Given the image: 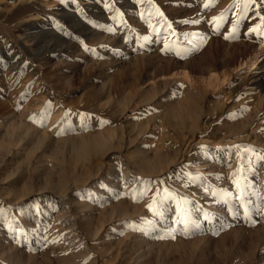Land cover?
Returning a JSON list of instances; mask_svg holds the SVG:
<instances>
[{
    "label": "rangeland",
    "instance_id": "obj_1",
    "mask_svg": "<svg viewBox=\"0 0 264 264\" xmlns=\"http://www.w3.org/2000/svg\"><path fill=\"white\" fill-rule=\"evenodd\" d=\"M258 32L264 0H0V264H264Z\"/></svg>",
    "mask_w": 264,
    "mask_h": 264
},
{
    "label": "bare ground",
    "instance_id": "obj_2",
    "mask_svg": "<svg viewBox=\"0 0 264 264\" xmlns=\"http://www.w3.org/2000/svg\"><path fill=\"white\" fill-rule=\"evenodd\" d=\"M258 60V59H257ZM255 61V60H254ZM252 64V63H251ZM253 67L256 65L255 64V62H253ZM179 108V107H178ZM177 110H179V109H177ZM177 110L175 109V107H173L171 110H169V112H170V114L174 117L175 115H176V113H177ZM183 121H184V119H182ZM14 124H16V123H14ZM114 130V129H113ZM120 130V129H119ZM28 132H27V134L29 135V134H31V132L33 131L31 128H29L28 130H27ZM106 134H104V133H101L99 136L97 135H90V136H88V137H84V136H82V138L80 139L79 137H77L78 139H80V140H78L77 142L75 141V143H76V145H74V151H75V155H78V156H80V152L84 149V151H86L87 149H92V150H97V151H103L106 147H107V145H108V141L106 140V135H107V137L108 138H111L113 135L112 134H114V133H116V132H112V131H104ZM35 133V132H34ZM33 133V134H34ZM86 136V135H85ZM74 137H72V139H73ZM71 139V140H72ZM70 140V141H71ZM74 140H75V138H74ZM77 140V139H76ZM73 141V140H72ZM134 144V141H129L128 143H121V144H119V145H115L114 146V148H116V149H118V150H123V149H125V148H131L132 147V145ZM73 147V146H72ZM142 147V146H141ZM150 150V149H149ZM141 152H142V149H141ZM143 152H144V150H143ZM147 152V151H146ZM148 155H149V151H148ZM156 155V154H155ZM162 155V154H161ZM163 156V155H162ZM147 157H149V156H147ZM158 157V156H157ZM145 158V157H144ZM159 158V157H158ZM160 159V158H159ZM146 160V159H145ZM148 160V159H147ZM150 160V159H149ZM152 160V159H151ZM160 161V160H159ZM151 162V161H150ZM161 162H162V160H161ZM61 181H63V180H61ZM60 185H62V182L60 183ZM59 185V186H60ZM89 212V211H88ZM218 212V211H217ZM123 217V216H122ZM125 217V216H124ZM91 218V217H90ZM86 219V218H85ZM88 220H91V219H88ZM87 223L88 222H90V221H86ZM85 222V223H86ZM86 223V224H87ZM92 224V223H91ZM102 225V224H101ZM89 226V225H88ZM104 226V225H103ZM98 227H99V225H98ZM86 228V227H85ZM84 228V229H85ZM94 228V227H93ZM103 227H99V228H96V230H94V232L95 231H99V232H101L100 230L102 229ZM86 230V229H85ZM92 230V231H93ZM104 230V229H103ZM90 232V231H89ZM88 232V230H87V233H89ZM98 232V233H99ZM91 233V232H90ZM109 233V232H108ZM92 234H94V233H92ZM107 234V233H106ZM110 234V233H109ZM96 235V234H95ZM105 236H107V235H105ZM111 236V235H110ZM108 237V236H107ZM107 239V238H106Z\"/></svg>",
    "mask_w": 264,
    "mask_h": 264
},
{
    "label": "snow or ice",
    "instance_id": "obj_3",
    "mask_svg": "<svg viewBox=\"0 0 264 264\" xmlns=\"http://www.w3.org/2000/svg\"><path fill=\"white\" fill-rule=\"evenodd\" d=\"M250 3H255L256 0H249ZM210 7L209 4H205V8H208ZM255 31V29H254ZM258 35L259 36H264V32H258ZM50 116V112H48V110L45 111V113H42L41 114V120H40V123L43 125V120L44 119H47L48 117ZM260 160L261 161H264V156H261L260 157ZM246 187V186H245ZM237 188L239 189L240 188V185L237 184ZM238 201L240 202V205L241 207L244 206V204L246 203V200L244 198V192L241 191L239 194H238V197H237ZM255 211L257 214H261V213H264V196L261 197V203L257 204L255 206ZM157 215H159L160 213L157 212L156 213ZM182 222L185 224V228L187 229L188 227H191L193 230L195 229H199L200 228V224L196 221H183ZM133 230H139V231H143V229H138V228H134Z\"/></svg>",
    "mask_w": 264,
    "mask_h": 264
}]
</instances>
